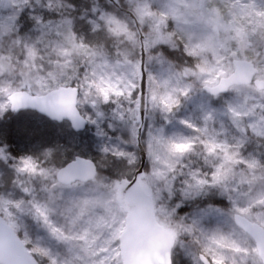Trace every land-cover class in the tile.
Wrapping results in <instances>:
<instances>
[{
    "label": "snow or ice",
    "instance_id": "6c2138e0",
    "mask_svg": "<svg viewBox=\"0 0 264 264\" xmlns=\"http://www.w3.org/2000/svg\"><path fill=\"white\" fill-rule=\"evenodd\" d=\"M4 3L5 0H0V5ZM32 3L33 0H22V4H17L13 0L15 14L0 19V38L7 37L21 48L22 55L15 57V64L29 71L37 67V60H43L36 45L26 43L21 36V18L25 10L34 12ZM35 3H43L44 10L59 17L57 29H66L56 31L63 41L53 48L61 59L49 63L57 68H71L78 74L80 70L74 66L72 57L79 55L90 68L92 78L89 79L85 71L83 82L75 87L57 81L53 88L49 79L56 81V75L48 71L37 80L41 91L48 89L47 94L37 92L33 95L27 81L19 88L14 87L5 74L4 64L0 63V74H4L0 80V115L31 109L54 121L67 119L80 131L87 124L96 123L90 116L85 119L80 115L78 105L81 103L95 109L98 103L117 105L124 99L139 113L146 72L148 101L166 114V122H170L168 115L178 110L184 100L190 99L195 84L214 98L230 93L241 96L243 104L240 107L257 97L264 101V0H168L162 6L151 0H122L121 6L128 14L124 17L103 9L98 0H93L87 24L94 35L104 33L112 40L115 45L112 50L94 46L79 37L73 20L61 18L58 9L65 6L61 0H56L55 6L53 0H35ZM67 7L75 11V5L67 3ZM30 19L34 20L36 28H49L54 22H45L38 16ZM120 45L138 47L139 58L130 56ZM164 49L182 52L191 63L174 67V60L165 55ZM112 52L116 56L115 63L110 59ZM4 59L11 61L12 57H0ZM152 63L161 67L167 65V79L157 80L150 71ZM125 67L131 69V78L125 72L118 73V69ZM39 70L43 71V64ZM93 94L95 99L89 101ZM256 108L264 113V103H254L244 112L229 106L228 112L243 135L247 136L251 129L264 138V130H258L264 125V115L259 117V123L249 124L247 128L241 125L242 117L255 115ZM211 119V115H206L205 125ZM179 122L201 132L186 120ZM203 131L207 132V127ZM132 136L139 139L135 130ZM197 140L199 138L168 141L164 144L163 158L155 155L149 144L150 171L140 173L134 181L123 178L110 182L102 178L97 165L90 160L77 158L58 169L45 168L31 156H22L17 163H10L17 158L6 143L0 142V164L8 163L13 169L17 178L10 183L17 185L22 193L20 199L0 198V264H134V261L176 264L178 253L184 254L182 258L186 264H264V164L242 158L240 148L244 141L233 150L227 143L199 140L205 162L212 164L211 173L193 171L190 178L194 183L184 181L187 189L195 187L196 197L216 191L230 201L231 207L226 211L211 205L201 210L203 216L211 212L229 216L232 224L227 232L221 227L208 234L199 229L200 237H197V222L185 225V217L178 214L179 204L168 208L160 203L164 198L169 202L173 200L177 166L185 155L195 152ZM101 152L124 160L129 166L135 164L134 157L129 159L123 151L113 149L109 152L103 147ZM45 156L50 157L51 150ZM240 166L246 168L248 174L242 172L237 180L236 169ZM257 170L261 171L259 176ZM23 175L45 181L42 189L47 193L45 203L35 200L34 187L25 186L18 179ZM229 181H236L231 190ZM159 182L164 183L163 189L157 186ZM65 192H82V195L70 196L67 206L61 209L57 202L63 200ZM232 193H236L237 198ZM239 197H243V205ZM182 199L187 200L188 194L184 193ZM25 205H28L27 212ZM148 205L152 209L159 205L164 219L158 220L151 213H145ZM57 217H63L65 223H60ZM30 221L46 232L68 256L61 258L59 248L54 252L42 242L43 237L33 239ZM189 242L195 244L198 251L190 252Z\"/></svg>",
    "mask_w": 264,
    "mask_h": 264
},
{
    "label": "rangeland",
    "instance_id": "374dc122",
    "mask_svg": "<svg viewBox=\"0 0 264 264\" xmlns=\"http://www.w3.org/2000/svg\"><path fill=\"white\" fill-rule=\"evenodd\" d=\"M120 1L121 0H116V3L121 6ZM108 2L112 4L109 0ZM151 2H156L158 3V6H162L164 3H167L168 0H151ZM16 3L22 4L21 0H16ZM115 6L118 7L117 5ZM15 12H16V7L13 6V0H5V3L3 5H0V19H6L8 16L14 15ZM129 23H131L132 26L135 27L134 22L130 20ZM39 29L40 28L37 29L34 35L28 36L25 39L23 38L24 41L30 45L35 44L38 50H40L42 47H49L51 49V54H52L49 61L50 60L56 61L58 59H61L56 56L55 52L53 51V48L56 46L58 42L63 41V37L57 36L56 32L54 31L48 32V31H44L43 29L40 30ZM57 30L64 32L66 29L60 28ZM120 47L122 49H126L130 56H135L133 52L139 51L138 47H133L131 45H120ZM174 53L177 57L183 59L185 63L188 62V60H186L182 52H174ZM19 55H22L21 48L14 45L11 39L7 37L0 38V57H4V58H7L9 56L12 57L11 61L7 59L0 60V63L4 64L5 66V74H7L8 78L12 81L13 86L16 88L21 87L23 81H27L31 85L33 95H35L37 92H41V94H47L48 89L45 88L43 89V91H41L39 85L37 84V80L42 75L46 76L48 71H52L56 75V81H52L51 79H49V84L53 88L56 87L57 81L66 82L71 85L72 84L77 85L79 83H82L85 75V71H87L89 79L92 78L90 68L88 67V65H86L84 58H82L79 55H74L72 57L74 66L80 70L78 74L77 72L72 71L71 68H63V69L57 68L53 64L48 63L47 61H41V62H43L44 64H48L51 67L43 66V71H40L39 66L41 64H39L38 60L36 62L37 67L29 71L28 69L22 68L21 66L15 64V57ZM74 57L78 59L79 61L78 63L75 62ZM110 59L112 63H115L116 56L114 52H112ZM166 67L167 65L161 67L157 63H152L150 65V71L157 78V80L162 81L164 79H167L168 77V72L165 71ZM174 67L177 66L174 64ZM105 71L110 72L111 69H106ZM117 71L118 73L125 72L128 74L129 78H131L130 68L125 67L123 69H118ZM3 75L4 74H0V80H2ZM161 91H163V89H161ZM211 98L213 99V97H211L205 91H202L200 89L199 84H195L190 99L184 100L182 102V106L178 110H175L173 114L167 116V121L170 122H166V114L161 112L159 108H154L149 101H148V111L146 113V119L144 124H142L141 121L139 120V113H137L135 106L124 99L119 100L117 105L111 103L108 105L98 103V106L95 109L91 108L89 104L81 103L79 104V109L82 115L86 119L90 116L92 120L96 121L95 124L89 123L87 129L89 131V134L95 137L97 142V146H96L97 150L99 154H101L102 156H106V157L108 156L101 152V148L103 147H107L109 149V152H111L113 149H117L128 154L129 159L134 157L135 163L136 162L139 163L140 161V165H141V156L138 154L140 151L139 144L141 143L145 149V154H146V163H145L144 172L150 171L152 167V160L151 158H149L147 154L149 144L152 145L153 153L155 155H160L163 158L164 144H166L168 141L179 142L183 140L178 138L175 133L173 134L170 131V128L174 126H181L183 129L190 131L192 134L191 139L193 140L199 138V140H204V141L215 140V142L217 143H227L233 150H235V147L241 141H244V146L240 148L243 159L250 161V159L248 158L247 151L252 145L256 147V150L260 154L259 156L264 158V138L255 135L251 129L248 130L247 136L243 135L233 124V118L231 114L228 112L229 106L238 108L241 112H244L247 110L248 107H251L252 104L264 103V101H260L259 97H257L255 101H249L247 106L240 107L243 104L242 97L230 93L220 102L221 104L218 107L212 108ZM80 99L81 101H83L84 99L83 92H81ZM88 99L89 101L95 99V94H93ZM217 100L218 98L217 99L214 98V101ZM185 107L191 108L193 110V113L189 114L188 111H185ZM97 113H101V114L97 115ZM4 115L5 114L0 115V118H2ZM206 115H211L212 117V119L207 122V125H205V121H204V117ZM261 115H264V113H262L259 108H256L255 115L243 116L241 120L242 127L247 128L249 124L259 123V117ZM121 116H123V119H120ZM180 120H186L190 122L195 127L200 128L201 132H195L192 129L185 127L184 125L180 124L179 122ZM205 127H207V132L203 131ZM134 130L137 132L139 136L138 140H136L132 136V132ZM258 130H264V125H260ZM199 140H197L198 147H199ZM157 141H162V143H157ZM200 149H199V154L202 156L201 159L205 160L203 155V150ZM191 157L192 154L185 155L183 157L182 163L177 166V171L175 173L177 179L175 181V188L173 189L175 193L173 200L169 202L167 198H164L162 201H160V203L168 208L174 206V204H179L180 207L178 209V214L185 217L184 220L185 225H192L193 221L197 222L196 223L197 231L195 232V236L197 237H200L199 229H203V231L206 234H208L211 233V231H213L216 227H221L224 229V231L227 232L230 228V225L232 224L230 217L227 215L220 216L215 212H211L209 215L203 216L201 210L207 209V207L203 205L196 206L193 210L190 211L188 210L181 211V209L185 207L188 202H191L194 199L196 193L195 187H193L192 189H187L185 187L184 181H188V183L190 184L194 183L190 178V174L193 171H200L201 174L203 173L210 174L212 170L211 163H206V167L204 170L197 169V167L191 164L190 162ZM17 162H18L17 159L10 160V163H17ZM6 164L9 165L8 163ZM40 164L45 168H49V169L51 168L50 166H47L43 163ZM157 167H162V165H157ZM10 169L12 168L10 167ZM242 172L248 174V170L243 166H240L236 169L237 180L240 178V174ZM256 174L259 176L261 174V171L257 170ZM101 176L102 178L108 180L109 182L113 180L107 178L104 175ZM18 179L20 181H23L25 186L34 187L35 191L33 193V196L36 201L42 204L47 201V193L42 190L46 186V184L42 178L29 177L27 175H23L20 176ZM157 186L163 189L164 183L159 182ZM235 186H236V181H229L228 187L230 190ZM184 193L188 194L187 200L182 199V195ZM72 195H82V192H76V193L65 192L63 200L57 202L61 209L67 206L68 198ZM232 195L234 196V198H237L236 193H232ZM1 198L20 199L22 198V193L19 192L17 185H15L14 193L3 195L1 196ZM222 198L226 200L229 209L231 207L230 201L225 196H222ZM239 202L241 203V205H243L244 203L243 197H239ZM214 208H218V207H214ZM27 209H28V205H25L26 212ZM155 210H156L155 213L157 219L163 220L164 217L163 215H161L159 211V205H157ZM223 210L226 211L227 209H223ZM23 219L24 218L22 217L21 222H23ZM57 219L59 220L60 223H65L63 217H57ZM29 223H30L29 231L33 236V239H38L39 237H43L42 242L51 246L54 252L59 248V246L47 236L46 232L38 228V226L32 224L31 221ZM201 239H203V237H201ZM187 248L190 252L193 253L198 251L197 246L191 242H189ZM59 250H60L61 258H66L68 256V254L64 251V249L59 248ZM183 255H184L183 253H178L176 259L183 260L182 258Z\"/></svg>",
    "mask_w": 264,
    "mask_h": 264
},
{
    "label": "trees",
    "instance_id": "16d2710c",
    "mask_svg": "<svg viewBox=\"0 0 264 264\" xmlns=\"http://www.w3.org/2000/svg\"><path fill=\"white\" fill-rule=\"evenodd\" d=\"M22 3V0H21ZM61 3L65 5L61 11V18H69L74 22V29L79 37L84 38L88 43L94 46H101L105 50H112L114 44L112 40L104 33L94 35L89 29L87 19L91 18L90 7L93 0H61ZM67 3L75 5V11H71L67 7ZM99 5L108 11H114L118 15L124 17L127 13L122 12L118 7L112 5L108 0H98ZM122 5V0L120 1ZM53 5H56V0H53ZM31 7L34 8V12L30 13L25 10L21 18V36L27 38L36 33L37 29H43L48 32H56V24L58 23L59 17L55 13L44 10V4H36L35 0ZM122 9L126 10L125 7L121 6ZM31 16L42 17L45 22L54 21L49 28L35 27ZM80 17H84L81 19ZM39 29V30H40ZM51 29V30H50ZM165 55L170 59L174 60V64L179 68L185 66L187 63H191L188 57H185L188 62L185 63L183 59L177 57L174 52L164 49ZM43 56L42 61H47L51 57V49L49 47H42L39 50ZM135 57L138 58L139 51L133 52ZM76 63L78 59L74 57ZM39 64H43L44 67H51L48 64H44L40 60ZM75 87V84H72ZM229 95V94H228ZM228 95L221 96L217 101L211 98V107L216 108L221 101ZM185 111L189 114L193 113V110L189 107H185ZM170 131L177 135L180 139H191V132L183 129L181 126H174L170 128ZM0 142L8 145L11 154L17 158L22 156H31L39 163H43L51 168H62L68 163L74 160L76 157L81 156L88 159H92L98 166V170L101 175L106 176L110 179H132L135 173L140 169V161L129 166L124 160L114 159L111 155L102 156L97 150V142L93 135L89 134L88 129L82 133H75L68 122L57 123L53 122L35 112H22L19 114L8 112L2 118H0ZM199 147L195 152L191 153L190 158L191 164L197 169L204 170L206 162L201 159L202 156L199 154ZM51 150V156H45V153ZM201 150V149H200ZM202 152V151H201ZM140 155V151L138 153ZM248 158L251 160L260 161L264 164V158L260 157L256 147L252 145L248 151ZM16 179L15 172L10 169L6 163L0 164V198L3 195L14 193L15 185L10 183L11 180ZM208 206L218 207L221 209H228V204L221 195L216 191H213L210 195L201 193L186 204L181 211L193 210L196 206ZM176 264H186L182 259H176Z\"/></svg>",
    "mask_w": 264,
    "mask_h": 264
},
{
    "label": "water",
    "instance_id": "95a60500",
    "mask_svg": "<svg viewBox=\"0 0 264 264\" xmlns=\"http://www.w3.org/2000/svg\"><path fill=\"white\" fill-rule=\"evenodd\" d=\"M109 1H110L112 4L117 5L118 8H119L122 12L127 13L126 10L122 9L121 6H120L119 4L116 3V0H109ZM144 75H145V80H144V85H145V87L142 88L141 90H142V91H145V92H144V94H143V96H142V98H141V108H140V111H139V120L141 121L142 124L145 123L146 113H147V111H148V92L146 91L147 72H146ZM138 83H139V81H138ZM139 91H140V89H138V92H139ZM205 92H206V91H205ZM206 93H207V92H206ZM207 94H208V93H207ZM208 95H209V94H208ZM225 95H227V94H224V95H222V96H225ZM213 98H214V97H213ZM78 108H79V105H78ZM27 111H29V112H35V113H37V114H39V115H41V116H43V117H45V118H47V119L53 121V122H57V123L68 122V123L71 125V122L68 121L67 119H65V120H63V121H54V120L48 118L47 116L41 114L40 112H38V111H34V110H31V109H28V110H22V111H20V112H17L16 114H19V113H22V112H27ZM79 112H80V115H81L83 118H85V117L82 115L80 109H79ZM85 119H86V118H85ZM88 125H89V124H87V125H86L83 129H81L80 131L75 130V129L72 127V125H71V127H72V129H73V131H74L75 133H82V132H85V131L87 130ZM139 150H140V156H141V167H140V169L135 173L134 177H133L132 179H129V180H133V181H134L135 178H136L137 176H139L140 173L144 172V169H145V163H146V154H145V149H144V147H143V145H142L141 143L139 144ZM77 158L82 159V160H90V161H92L93 163H95L92 159H88V158L81 157V156L76 157V158H75L74 160H72L70 163L74 162ZM70 163H68V164H70ZM68 164H67V165H68ZM95 164H96V163H95ZM67 165H66V166H67ZM96 165H97V164H96ZM97 167H98V166H97ZM144 211H145V213H151L152 215L156 216V213H155L156 210H155V209H152L150 205L146 206L145 209H144ZM134 264H139V262L134 261Z\"/></svg>",
    "mask_w": 264,
    "mask_h": 264
}]
</instances>
